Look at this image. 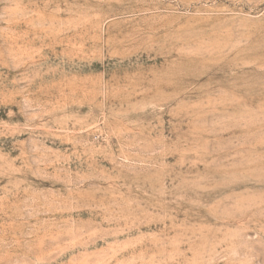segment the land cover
I'll use <instances>...</instances> for the list:
<instances>
[{"label":"rangeland","instance_id":"374dc122","mask_svg":"<svg viewBox=\"0 0 264 264\" xmlns=\"http://www.w3.org/2000/svg\"><path fill=\"white\" fill-rule=\"evenodd\" d=\"M0 264H264V0H0Z\"/></svg>","mask_w":264,"mask_h":264}]
</instances>
